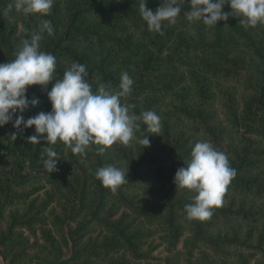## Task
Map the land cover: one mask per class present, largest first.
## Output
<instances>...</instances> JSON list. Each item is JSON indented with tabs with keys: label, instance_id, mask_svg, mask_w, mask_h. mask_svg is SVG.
<instances>
[{
	"label": "trees",
	"instance_id": "1",
	"mask_svg": "<svg viewBox=\"0 0 264 264\" xmlns=\"http://www.w3.org/2000/svg\"><path fill=\"white\" fill-rule=\"evenodd\" d=\"M75 2L80 4L79 0ZM94 3L80 4L76 10L70 7V19L63 32L64 38L76 43L83 41L106 52L95 59L92 57L93 52L61 46L59 39L48 52L56 58L54 79H61L72 62H79L86 66L85 79L91 84L92 91L96 92L101 83L110 89L117 88L121 73L127 72L134 83L131 93L122 97L121 103L132 106L130 113L139 115L143 111L154 112L160 100L173 99L176 105L171 108L172 118L167 117L165 120H168L165 132L172 126L186 123L190 131L201 137L202 141L210 142L216 150L228 155L230 167L235 169L236 175L226 186L222 203L212 207L209 218L189 220L185 205L193 203V200L177 198L187 188L176 187L174 183L176 171L186 164L171 166L170 159H162L160 155L164 146H159L157 152L152 151L154 136L139 121L141 127L136 137L148 135V146L116 142L100 154L96 151L99 146L92 145L91 150L81 156L72 153L70 148L58 140L55 145H51L60 158L58 170L49 173L43 166V160L47 158L44 147L49 146L48 142H27L26 137L35 134L34 126L24 128L21 125L15 128L13 124L15 116L29 118L41 111L47 113L52 110L47 92L55 81H50L46 87L36 84L42 90L38 95L34 94L36 85L32 89L27 86V98H37L38 103L30 105L23 113L17 112L13 121L0 126V161H11L12 165L0 177V194L3 196L0 198V208L4 211L8 205L26 204L29 218L24 224L33 233L32 223L37 222L38 213L44 214L50 208L62 238L58 241L51 231L43 230L40 237L42 241L39 244L38 240L35 242L38 252L44 258L23 250L16 257L15 264H28L34 259L39 264H89L90 254L95 256L104 250L122 247L130 248L136 258H140L137 251L146 245L148 238L157 233L155 229H144L143 225L136 222L140 215L144 216L142 219L149 226L156 225L164 233V239L171 249L180 243L187 250L188 258L183 264H217L212 258L208 259L211 255L216 257L219 264H226L225 258H229L232 252L237 255L235 264H251L257 255L253 264H264V228L255 239L250 230L242 232L240 227L227 232L213 228L214 223L236 221L254 225L264 220V31L259 32L264 29V25L245 28L238 17L230 15L227 21H218L214 26L198 21L190 28L187 18L179 17L175 24L165 21L161 31L154 32L149 31L141 17L140 0H96ZM9 4H13V8L0 15V52L11 61L17 52L12 39L15 26H9L7 22L22 11L15 10L14 0H0V13H4ZM158 6L159 0H146L148 9L154 11ZM182 6L190 10L188 0ZM223 10L231 11L227 4ZM52 13L49 20L55 35L59 30V20L55 12ZM88 17L93 20L90 22ZM123 19L131 30L139 34L137 39L130 36L117 37L103 31L96 24L100 20L104 24L117 25ZM114 58L116 62L112 64L110 60ZM178 69L181 71L176 74ZM213 82L241 84L254 93V96L242 99V109L238 110L234 105V89L219 90L227 96L228 101L223 105L225 112H229L225 123L237 132L244 128L248 133L258 136L259 141L247 143L238 149L235 138L224 136L223 124L213 122ZM192 90L193 102L186 95L187 91ZM142 97L145 100L138 102ZM13 134L18 137L13 139ZM240 141L244 142L243 138ZM110 156H114L126 169L129 166V177L126 176L128 182L116 191L103 186L95 177L98 168L111 163ZM186 157L191 158L190 154ZM26 166L30 168L27 172ZM46 183L51 188L43 192L41 201L37 203V197L30 199L33 193L44 190ZM157 185L161 191L154 192ZM27 188L32 190L16 193ZM62 189L66 192H62ZM193 195L192 192L191 197ZM234 195L247 199L242 200L236 208L231 199L225 205L227 198ZM250 199L259 202L260 206L255 209L245 206V200ZM113 203L129 210L133 216L130 222L125 221L128 214L113 219L115 212H109ZM149 203L157 205L149 206ZM54 206H57L58 214ZM29 208L34 210L32 214L28 212ZM126 210L124 212L128 213ZM71 223H75V226ZM65 226L68 228L67 233H64ZM93 226L99 232H104L101 240L99 235L85 238ZM8 243L10 241L7 236L0 237V244L4 246ZM0 255L5 258L2 252ZM179 263L177 256L165 260V264ZM108 264L119 263L109 261Z\"/></svg>",
	"mask_w": 264,
	"mask_h": 264
},
{
	"label": "clouds",
	"instance_id": "2",
	"mask_svg": "<svg viewBox=\"0 0 264 264\" xmlns=\"http://www.w3.org/2000/svg\"><path fill=\"white\" fill-rule=\"evenodd\" d=\"M185 0H163L162 6L155 12L146 7V0H140L139 11L146 22L149 31L160 32L165 21L175 24L181 13ZM190 10L188 21H202L209 26L217 25L218 21H227L229 16L239 18L240 24L247 27L264 25V0H188ZM54 0H14V8L24 14H50ZM231 11L225 12L224 5ZM13 8L9 4L4 10L6 14ZM39 30L24 38L15 58L6 63H0V126H4L17 112L23 113L30 105L38 103L37 98L28 99L27 86H47L55 81L47 92L52 105L50 112H39L25 119L22 115L15 116L13 126L31 128L33 135L27 136V142L40 144L46 140L44 147L46 159L44 168L49 172L57 171L59 155L51 145L59 140L74 154L86 155L92 145H97L96 151L103 154L107 147L116 142L127 145L130 141L145 146L150 144L148 135L143 138L135 136L142 122L146 131L152 134L160 132V117L153 111H143L139 115L130 113L131 105L122 104L121 98L132 91L133 79L127 72H122L117 88L110 89L101 83L96 92L85 79L86 66L72 62L63 73L61 79H54L56 58L53 54L41 51L40 41L44 34L54 35V27L48 19L41 20ZM15 139V134L12 135ZM190 159L186 166L179 168L174 176L176 187L191 190L193 203L185 205L189 220H204L212 215L213 206L222 203V195L226 186L236 175L230 167L225 153L216 150L208 141H198L192 148ZM127 169L115 165L100 167L95 177L102 185L112 191L127 183Z\"/></svg>",
	"mask_w": 264,
	"mask_h": 264
},
{
	"label": "rangeland",
	"instance_id": "3",
	"mask_svg": "<svg viewBox=\"0 0 264 264\" xmlns=\"http://www.w3.org/2000/svg\"><path fill=\"white\" fill-rule=\"evenodd\" d=\"M109 1H116V2H123L124 0H109ZM96 0H79L78 3L80 4H95ZM80 4H77L75 0H54L53 7L51 9V12L47 16H41L39 14H24L23 12L20 15H17L10 20H8V25L9 26H15V34L12 37L14 39V48L15 50L18 51L19 46L21 45V42L24 38H30L31 34L34 32H37L39 30V24L41 20L43 19H48L51 14H54L52 12H55L56 18L59 20V30L57 33L53 36H48L46 33L44 34L42 40L40 41V49L41 51L44 52H49L51 48L54 47V44L58 42L60 39L59 44L61 46H68L69 48H73L76 50H85L87 49L88 53H92L95 59H97L100 55H103L104 50L98 48H94L89 46L87 43H84L83 41L79 42H73V41H67L65 40V36L63 33L64 30L67 28L66 26L69 23L70 19V7L72 9L76 10L80 8ZM163 0H159V6H162ZM155 12V10H154ZM188 14V9L185 6L181 7V13L177 17H187ZM88 20L91 22L93 18L88 17ZM82 21V19H81ZM99 22H96L97 25L101 26L102 30L105 32H111L115 34L117 37H126L130 36L133 39H137L139 37V34L133 30L130 29L129 25L125 22L123 19L121 23L117 25H108L104 24L102 21L98 20ZM198 21H189V26L192 28ZM264 29H260L259 32L262 33ZM264 37V34H263ZM92 50V51H91ZM116 58L110 60L112 61V64H114ZM0 61L1 62H8V59L0 52ZM181 71V69H178L176 71V74ZM37 86V85H36ZM35 85H30V88H36ZM189 86H187L188 90ZM221 89L223 90H230L234 89V98L235 102L234 105H236L238 110H241L242 108V99L249 97V96H254V93H252L250 90H247L243 85L241 84H236L233 85L231 83H223V82H213V88L211 89V93L213 94L214 98V107L212 110L214 112L213 115V122L216 123H222L221 127L224 129V136L227 138L231 137L232 139L235 138L236 144H238V149L242 148L244 145L250 142H257L259 141V137L256 135H252L248 133L247 131L244 130V128L240 129L238 132L236 129L230 128L228 123H225L229 117V112H225L224 108V103H227V96L221 93L219 91ZM222 90V91H223ZM42 92L41 89L37 86V90L35 91L34 94H40ZM194 91H187V96H190L191 102L194 100ZM145 100V98H141L138 102H142ZM147 102V100L145 101ZM125 104V103H124ZM176 105V101H174L171 98L167 99H162L158 102V106L154 109L155 113L160 117V132L158 134H153V150L154 152L158 151L159 146H164L163 153L160 155L161 158H166L170 159V164L171 166H179L180 163L186 164L189 158L186 156L188 154H191L192 148L195 145L196 142L202 141L201 137H199L196 134H193L190 131V126H188L186 123L182 125H175L170 127L169 129H166L167 132H165V125H167L166 118L171 119L173 116V112L171 111L172 106ZM238 113V112H237ZM27 119V118H25ZM173 120V119H172ZM171 120V121H172ZM138 130L135 132L138 134ZM238 136V138H237ZM18 137V136H17ZM16 137V138H17ZM15 138V139H16ZM230 138V139H231ZM244 140V142H241L240 139ZM137 142L136 140H132L129 142L130 145H135ZM138 144V143H137ZM228 156V155H226ZM104 160V158L102 159ZM109 160H111L110 164L105 165H115L118 167H126L118 163L116 158L114 156H110ZM86 165L88 163L86 162ZM12 168L11 161H0V177H3L4 174ZM26 172L30 170L29 167L26 166L25 168ZM51 186L46 183L45 188L42 191H39L38 193H33L30 196L31 198H36L37 197V203L41 201L43 198V192L45 190H49ZM31 191L32 188H27L24 191L18 190L16 193H23L25 191ZM66 192L65 189H62V192ZM154 192L156 191H161L158 187V185L153 189ZM162 193V192H160ZM192 191L187 189V191L181 192L177 198L181 199H190L192 200ZM3 196L0 194V198ZM154 197H158V195H155ZM233 201V207L236 208L244 199L241 196L234 195V196H229L227 200L224 202L225 205L228 204L229 200ZM25 202V201H24ZM149 206H155L157 203H149ZM245 206H252L253 209L257 208L260 206L259 202H256L254 200H245ZM55 208V213L58 214L57 212V206H54ZM110 211L109 212H115L113 219L116 220L118 219L121 215L123 214H128V218H126L125 221L130 222V220L133 218V216L129 213V210L127 211L125 207H120L118 204L113 203L110 206ZM27 210V205L26 204H15V205H8V207L2 211L0 208V237L1 236H7V239L10 241V243L6 245L0 244V252L4 254L5 258L3 259V255H0V264H10L12 261V264H15L17 262L16 257H18L23 250L28 252L31 255L37 254L40 257L44 258L42 254H40L37 250V245H36V240H38V243L42 241L41 237V232L43 230H49L53 235L57 237V240L60 241L62 238L61 231L58 228V226L55 225L56 221L53 219V215L50 213V208L47 209L44 214L43 213H38V217L36 218L37 222L32 223L33 230L27 229L25 226L24 222L28 220L29 215L26 213ZM127 211L128 213H125L124 211ZM28 212H31V214L34 212V210H28ZM107 213V212H106ZM132 216V217H131ZM61 217V215L59 216ZM144 216L140 215L137 217L136 222L143 225L144 229H149V230H156L157 233H155L152 237L148 238V242L146 245L143 246V248H140L136 254L141 256L140 258H136L137 256L135 255V252L131 251L130 248L122 247L121 249H113L109 251H102L101 254L99 255H92L90 254L89 257H91V260L89 264H108L109 261H114L118 262L119 264H123V262L128 261L129 264H165V260L167 257L171 256H177L179 259V264H183V261L187 260L188 254L187 250L182 247V245L179 243L176 248L171 249L170 246L167 244L166 239H164V233L157 228L156 225H151L149 226L148 222H145L142 218ZM72 226H75V223H71ZM240 227V230L242 232H245L247 230H250L253 233V238L255 239L256 235L258 234L259 231H261L264 228V220H262L260 223L257 224H246L244 222H236V221H231L227 224H222V223H214L213 228L215 230L219 231H232L234 229H238ZM212 229V230H214ZM68 232V228L65 226L64 227V233ZM96 235H99V240L102 239L104 236V232H99L98 228L96 226H93L91 229H89L88 235H86V239L88 236L95 237ZM11 238L13 241H11ZM32 245L34 247H32ZM30 246V247H28ZM65 251L67 252V248H65ZM94 251V249H93ZM92 251V252H93ZM91 252V253H92ZM67 253H65L66 255ZM259 256V255H257ZM255 256L251 262V264L254 263ZM236 253L232 252L229 258H225L226 264H235L236 263ZM212 258V260L216 261L217 264L218 260L216 257L211 255L208 259ZM211 260V259H210ZM230 260V262H229ZM20 262V261H19ZM28 264H39L37 259L32 260V262H28Z\"/></svg>",
	"mask_w": 264,
	"mask_h": 264
}]
</instances>
